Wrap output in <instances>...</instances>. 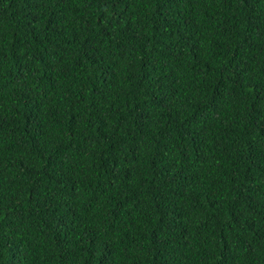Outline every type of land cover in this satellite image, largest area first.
I'll list each match as a JSON object with an SVG mask.
<instances>
[{"label": "trees", "instance_id": "16d2710c", "mask_svg": "<svg viewBox=\"0 0 264 264\" xmlns=\"http://www.w3.org/2000/svg\"><path fill=\"white\" fill-rule=\"evenodd\" d=\"M0 264H264V0H0Z\"/></svg>", "mask_w": 264, "mask_h": 264}]
</instances>
